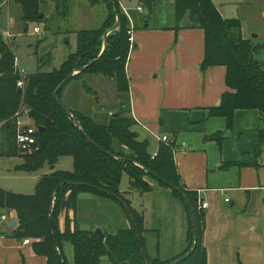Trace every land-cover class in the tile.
I'll return each instance as SVG.
<instances>
[{
	"label": "trees",
	"instance_id": "trees-1",
	"mask_svg": "<svg viewBox=\"0 0 264 264\" xmlns=\"http://www.w3.org/2000/svg\"><path fill=\"white\" fill-rule=\"evenodd\" d=\"M15 1L22 5V18L25 21L44 19L39 16L42 13L39 12L42 0ZM53 1L58 16L67 17L71 0ZM90 1L93 5L106 3L108 15L102 25L77 31V50L70 53L58 68L51 71L39 69L28 74L23 89L17 86L19 75L16 72L15 51L0 30V131L5 134L7 149L3 154L14 156L22 153L16 143V113L23 114L24 110H28L33 124L44 129L37 132L38 151L22 155L24 161L16 169L31 172L49 164L53 170L41 176L33 194L0 189V214L3 209L15 211L19 225L14 235L19 239L33 238L35 252L47 257V264H102L105 259L111 264H174L189 252L188 256L175 264H207V250L203 244L205 215L199 206L197 191L185 189L181 184L174 159L175 143L161 142L157 155L153 156L150 141L140 140L132 129L136 121L128 100L129 81L126 74L132 46L129 17L120 0ZM142 1L153 11L156 0ZM2 2L0 0V5ZM187 12H190L192 25L205 30L203 69L215 65H223L227 69L226 84L229 89L223 93L221 104L211 109V115L225 117L227 126L231 128L237 109L256 108L264 121V61L256 58V54L264 49V43L245 39L241 22L223 18L212 0H175L177 19L181 20ZM117 17L120 25L108 35L107 47L102 52L104 34L116 23ZM49 59L42 58L41 67ZM85 66L87 68L82 70ZM76 70L81 71L58 93L59 99L71 112L68 114L55 101L54 92ZM87 74L110 78L122 96L118 108L109 110L107 121L97 120L93 113L73 107L64 98L65 89L79 82L98 106H104L97 90L88 84ZM258 131L256 155L262 152L264 127ZM216 139L220 141L218 136ZM65 155L73 156L74 172L55 170L59 159ZM123 171L127 172L132 189L141 192L152 190L153 186L147 177L155 178L153 174H157L177 187V190L172 189L174 194L188 199L196 225L194 227L185 200L189 216L187 246L177 256L163 259L148 254L141 236L146 230L142 216L119 191ZM84 191L121 202L130 216L132 226L114 234L104 233L100 237L92 230L82 229L77 221L66 215L64 230H61V216L71 209L76 211L79 194ZM67 245L73 248V263L66 255Z\"/></svg>",
	"mask_w": 264,
	"mask_h": 264
},
{
	"label": "crops",
	"instance_id": "crops-1",
	"mask_svg": "<svg viewBox=\"0 0 264 264\" xmlns=\"http://www.w3.org/2000/svg\"><path fill=\"white\" fill-rule=\"evenodd\" d=\"M163 1L156 0L147 17L143 6L139 4L143 12L136 7L138 15L144 16L143 23L127 14L132 30V46L126 63L128 100L136 121L132 129L140 140L147 139L152 143L151 150L159 147V136H169V142L175 143L174 159L181 184L185 189L197 191L199 205L204 201L209 203L203 209L207 264H264V145L261 154H255L258 130L264 127L261 113L256 108L237 109L231 128L225 117L211 115V109L221 104L223 93L229 89L227 69L223 65L203 69L204 28L192 25L190 12L178 20L175 0L174 10L168 16L160 8ZM212 1L223 18L241 22L245 39L264 43V0ZM10 2L13 1L5 0L0 5V12ZM105 5L82 0L81 9L90 19L91 13L99 8L104 12L105 20L108 15ZM53 13L58 16L56 9ZM0 22L4 27L5 23ZM85 29L94 28L77 31ZM256 58L264 61V49L256 54ZM96 76L95 81L106 80L103 75ZM107 82L115 92L114 102L118 108L122 96L114 81ZM80 91L85 92L80 83L69 85L64 98L82 110L78 101L72 100L73 94ZM84 94L83 99L87 97L95 117L107 113V100L101 99V95L104 106L100 107L86 92ZM25 121L33 124L30 117H25ZM1 133L5 136L3 131ZM2 142L0 158H18L22 164L24 160L20 154H3L7 150L5 137ZM44 174L47 172H42L41 176ZM181 199L189 225L185 200ZM2 213L8 219L0 222V264H47V257L35 252L33 238L24 243L26 238L19 239L14 235L19 225L10 226L13 220H18L15 211L3 209Z\"/></svg>",
	"mask_w": 264,
	"mask_h": 264
},
{
	"label": "rangeland",
	"instance_id": "rangeland-1",
	"mask_svg": "<svg viewBox=\"0 0 264 264\" xmlns=\"http://www.w3.org/2000/svg\"><path fill=\"white\" fill-rule=\"evenodd\" d=\"M12 1V3H6L0 12V21L5 23L1 33L12 44L17 56L16 63L20 68H24L28 74L35 73L39 69L50 71L53 68L60 67L68 55L77 50L78 38L75 33L77 29L97 28L101 26L105 18L104 12L102 13L97 8L88 19L81 9L82 0H71L68 17L61 18L53 13L55 11L53 0H42L39 9V12L42 13L39 16L44 19L37 22H28L22 18V5L15 0ZM120 2L122 8H126L128 16L135 17L139 22L143 23L144 16L150 15L149 7L142 0H120ZM139 4L145 9V15L141 17L136 12V7ZM173 4L174 0H164L160 8H163V11L169 16L174 10ZM105 8L107 9L106 5ZM34 26H39L42 32L35 33L33 31ZM26 27L28 28L25 30ZM9 32L11 33L10 37ZM47 57L50 59L41 67V59H47ZM87 75L88 84L97 90L98 94L102 96L101 99L107 100L105 103L108 106L107 113L105 115L96 114V119L100 121L107 120L110 117L109 110H116L117 108L114 102L115 92L112 86L111 89L109 88V82H107L110 78L104 76L106 80L95 81L96 75ZM72 83H75V81ZM76 84H79V82L73 85ZM84 93L82 91L73 94L72 100L74 99L75 103L78 101L82 110L92 114L91 103L86 100L87 97L83 99ZM90 97L93 99L92 96ZM4 137L0 131V150L3 148L2 140ZM150 147H153L152 143H150ZM18 154L25 156L31 153ZM18 160V158H0V188L13 193L33 194L42 172H51V167L49 164H45L41 169L31 172L18 170L15 166L16 163L20 165ZM54 168L55 170L74 172L75 160L71 155L62 156ZM147 180L153 186L152 190L141 192L132 189L130 178L127 172L123 171L119 191L130 200L132 207L142 216V223L146 230L141 233V236L148 254L153 257L160 256L163 259H169L177 256L186 246L189 226L187 211L181 197L174 194L169 186L150 176L147 177ZM66 215L77 221L82 229L95 232L97 228H101L103 235L104 233L114 234L119 230L129 229L132 226L130 216L121 202L99 197L85 191L79 194L76 211L71 209L61 216V230H64ZM65 251L69 261L73 263L74 254L71 245H67ZM102 264L111 263L105 259Z\"/></svg>",
	"mask_w": 264,
	"mask_h": 264
},
{
	"label": "built area",
	"instance_id": "built-area-1",
	"mask_svg": "<svg viewBox=\"0 0 264 264\" xmlns=\"http://www.w3.org/2000/svg\"><path fill=\"white\" fill-rule=\"evenodd\" d=\"M139 12H143V8L141 6H139L138 8ZM125 11V13L127 14L126 9H123ZM2 29V27H0V30ZM33 31L35 33H41L42 30L39 26H35L33 28ZM129 34H130V41L132 43V30H129ZM10 37V34H9ZM17 59H15V66H16V72L19 75L18 81H17V86L19 87V89H23L25 87V77L28 75V73L26 72V70L24 68H20L19 65L16 63ZM17 119H16V126H17V135H16V143L18 145L19 150L22 153H33L35 151H38L39 149V143H38V139H37V132L39 131V128L35 125V124H29L25 121V117H29L28 115V110H24V113H20L17 112L16 113ZM158 140L160 142H169V136L167 135H163V136H159ZM158 153V148L153 150V156L157 155ZM227 201H229V199H226ZM200 208L202 209H206L209 206V203L204 201L202 203H200ZM8 216L4 213L0 214V222L7 220ZM30 239L26 238L24 239V243H29Z\"/></svg>",
	"mask_w": 264,
	"mask_h": 264
},
{
	"label": "water",
	"instance_id": "water-1",
	"mask_svg": "<svg viewBox=\"0 0 264 264\" xmlns=\"http://www.w3.org/2000/svg\"><path fill=\"white\" fill-rule=\"evenodd\" d=\"M110 1L113 2V0H110ZM41 18H42V16H41ZM2 25H3V23L0 22V27H2ZM119 25H120V19H119V17H117V21H116V23H115L110 29H108V30L106 31V33L104 34V45H103V50H102V52H103V51L106 49V47H107V37H108V35H109L112 31L118 29ZM86 68H87V66L83 67L82 70H85ZM80 71H81V70H80ZM80 71L76 70V71L72 72L70 75H68V76L62 81V83L57 87V89H56L55 92H54V99H55V101L58 103L59 106H61L62 108H64L65 111H66L68 114H71V112H70V110H69V109L63 104V102L59 99L58 93H59V91L62 89V87H63L67 82H69V81L71 80V78H72L75 74L79 73ZM38 128H39L40 131H42V130L44 129L43 126H39ZM87 138H88L89 141L92 142V140H91L90 137H87ZM153 175H154L155 178H157L159 181H161V182L164 183L165 185H168L171 189H173V190H177V187H176V186L170 184L168 181H166L165 179H163V178L160 177L159 175H157V174H153ZM182 195H183V194H182ZM183 196H184V195H183ZM184 197H185V196H184ZM185 200H186V202L188 203V207H189V209H190V211H191V214H192V221H193V225H194V227H195L196 222H195V218H194V216H193V212H192L191 206H190L189 201H188V199H187L186 197H185ZM17 224H18V221L15 219V220H13V221L10 223V226H11V227H16ZM195 229H196V228H195ZM95 234L98 235V236H100V237H103L102 229H101V228H97V229L95 230ZM196 238H197V236H196ZM138 239H139V241H141V239H140L139 236H138ZM195 243H197V239L195 240ZM144 254H145V256L147 257V253H146L145 250H144ZM189 254H190V252H189L187 255H185L184 257L179 258L178 260H176V261L174 262V264L177 263L178 261L182 260V259L185 258L186 256H188ZM122 264H128V263L124 262V263H122Z\"/></svg>",
	"mask_w": 264,
	"mask_h": 264
}]
</instances>
